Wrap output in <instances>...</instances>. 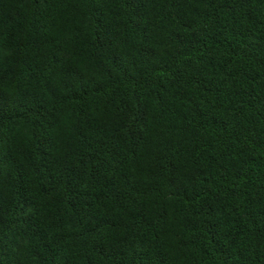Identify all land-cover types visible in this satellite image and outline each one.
<instances>
[{"label":"trees","instance_id":"trees-1","mask_svg":"<svg viewBox=\"0 0 264 264\" xmlns=\"http://www.w3.org/2000/svg\"><path fill=\"white\" fill-rule=\"evenodd\" d=\"M0 264H264V0H0Z\"/></svg>","mask_w":264,"mask_h":264}]
</instances>
